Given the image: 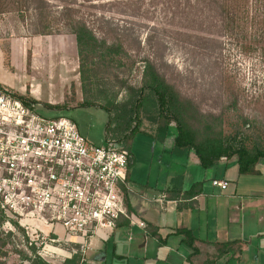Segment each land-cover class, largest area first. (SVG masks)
Segmentation results:
<instances>
[{
	"label": "rangeland",
	"instance_id": "374dc122",
	"mask_svg": "<svg viewBox=\"0 0 264 264\" xmlns=\"http://www.w3.org/2000/svg\"><path fill=\"white\" fill-rule=\"evenodd\" d=\"M197 1L45 0L55 20L67 5L97 35L119 41L127 53L118 68L85 71L73 35L61 25L51 35L37 34L35 5L30 0H0V84L38 102L32 109L39 115L70 119L91 144L100 145L107 113L77 105L83 101L105 104L114 97L122 100L124 93L112 75L137 86L144 61L151 58L201 112L221 117L225 134L244 118L264 131V0H227L224 10ZM45 104L64 105V110L52 111ZM156 143L143 134L132 143L133 167L140 179L148 174L150 150ZM3 216L0 233L3 238L11 235L4 248L5 262L20 264L16 252L31 256L30 239ZM55 233L64 237L59 225ZM36 242L31 245L35 255L50 264H64L73 255V246H55L61 252L45 254L40 252V236Z\"/></svg>",
	"mask_w": 264,
	"mask_h": 264
},
{
	"label": "built area",
	"instance_id": "2783aa9c",
	"mask_svg": "<svg viewBox=\"0 0 264 264\" xmlns=\"http://www.w3.org/2000/svg\"><path fill=\"white\" fill-rule=\"evenodd\" d=\"M128 159L123 144L93 145L70 119L41 116L0 89V210L26 231L29 246L38 236L45 254L73 246L86 264L92 240L130 219L123 202ZM211 186L225 190L228 183Z\"/></svg>",
	"mask_w": 264,
	"mask_h": 264
},
{
	"label": "crops",
	"instance_id": "0c3cea01",
	"mask_svg": "<svg viewBox=\"0 0 264 264\" xmlns=\"http://www.w3.org/2000/svg\"><path fill=\"white\" fill-rule=\"evenodd\" d=\"M172 139L169 135L152 147L144 179L134 171L131 143L123 193L130 219L120 218L128 224L116 226L110 234L100 232L85 254L86 262L203 264L215 253L213 243H228L232 251L215 264H264V162L257 166L258 175H239L235 159L204 170L192 151L172 155ZM212 180L226 181L228 186L220 190L211 186ZM194 184H200L197 193L186 195ZM181 227L196 239L199 253L193 263L187 261L191 250L176 234Z\"/></svg>",
	"mask_w": 264,
	"mask_h": 264
},
{
	"label": "trees",
	"instance_id": "16d2710c",
	"mask_svg": "<svg viewBox=\"0 0 264 264\" xmlns=\"http://www.w3.org/2000/svg\"><path fill=\"white\" fill-rule=\"evenodd\" d=\"M30 1L35 5V23L39 27L35 33L51 35L60 27L58 25H61L66 33L75 38L82 70L87 71L91 67L118 68L123 65L122 59L126 58L127 53L123 50L121 43L117 40L110 42L106 37L97 35L73 8L63 6L55 20L54 14L46 10L45 0ZM60 1L64 2V0ZM197 2L207 6L214 5L222 10L227 7V0H198ZM176 13L182 14L180 9H177ZM229 15H233L232 11ZM112 78L119 85V90L124 93L122 100L114 97L105 104L83 101L77 105V107H94L105 110L108 118L104 128V142L123 144L130 151L131 143L138 134L149 135L156 142H164L167 136L171 135L173 139L170 153L182 156L192 151L204 170L213 168L222 160L235 159L239 175L259 174L257 166L260 162H264V131L258 130L252 124L248 125L245 118L225 134L221 117L201 112L192 100L183 96L174 84L170 83L166 74L151 58L144 61L140 82L137 86L128 84L117 74H113ZM83 80H85L84 76ZM0 89L20 100L29 109L38 104L32 98L12 93L1 84ZM44 107L52 111L64 110V105L45 104ZM197 187H200V184L192 185L186 195L191 197L195 195ZM186 195L181 196L186 197ZM127 211L130 213L128 209ZM4 221L5 217L0 210V228ZM122 224L126 225L128 221L121 222L118 219L116 226ZM14 228L22 230L16 226ZM176 234L181 236L182 243L191 250L187 261L193 263L192 258L199 253V250L195 246L196 239L191 230L181 227L176 230ZM10 236L8 234L6 238H3L0 233V264H8L5 262L4 248L7 246V237ZM229 245L228 243H213L215 253L203 264H215L219 257L232 251ZM28 250L31 256L23 251L16 252L20 256V264L23 262L50 264L35 255L33 246H28ZM80 260L81 256L77 252L64 264H79Z\"/></svg>",
	"mask_w": 264,
	"mask_h": 264
}]
</instances>
